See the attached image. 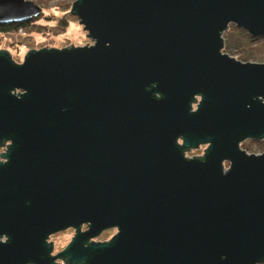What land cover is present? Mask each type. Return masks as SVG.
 I'll list each match as a JSON object with an SVG mask.
<instances>
[{"label":"water","instance_id":"95a60500","mask_svg":"<svg viewBox=\"0 0 264 264\" xmlns=\"http://www.w3.org/2000/svg\"><path fill=\"white\" fill-rule=\"evenodd\" d=\"M41 12L0 0V24ZM70 13L93 44L21 63L0 49V264L264 263V151L239 148L264 138V62L221 52L229 23L264 35V0H74Z\"/></svg>","mask_w":264,"mask_h":264},{"label":"rangeland","instance_id":"374dc122","mask_svg":"<svg viewBox=\"0 0 264 264\" xmlns=\"http://www.w3.org/2000/svg\"><path fill=\"white\" fill-rule=\"evenodd\" d=\"M41 7L42 12L28 22L26 26L16 30H8L0 33V49L9 52L14 62L21 63L25 53L30 49L62 48L65 46H83L93 44L79 19L70 13L71 3L74 0H32ZM63 15L67 24L61 27L57 24L58 18ZM221 52L234 57L241 62H264V35L250 36L245 30L229 23L222 32ZM47 45V46H46ZM199 97L192 104L194 109ZM181 143V140H178ZM6 146V145H5ZM5 146L0 147V152H5ZM207 144L199 145L184 152V156L191 158L193 155L201 156ZM239 148L246 153L259 154L264 151V138L244 139L239 143ZM229 163L223 162L227 169ZM116 229L109 228L101 232L94 240L102 241L111 238ZM74 235V229H66L49 237L52 241V254L62 250ZM57 264H66L62 258L56 259ZM264 264V263H262Z\"/></svg>","mask_w":264,"mask_h":264},{"label":"flooded vegetation","instance_id":"af4514ba","mask_svg":"<svg viewBox=\"0 0 264 264\" xmlns=\"http://www.w3.org/2000/svg\"><path fill=\"white\" fill-rule=\"evenodd\" d=\"M33 20V18L31 19V20H29L28 22H31ZM3 26H6V25H3ZM8 144V142H6L5 143V145H7ZM4 145V146H5ZM6 147V146H5ZM69 228H71V229H74L73 227H67V228H65V229H63V230H61V231H64V230H66V229H69ZM87 229V224H81L80 225V230L81 231H84V230H86ZM113 229H116L115 227H113ZM107 230V229H106ZM61 231H57V232H54V233H52V234H50L47 238H46V242L47 243H50L51 244V247H52V243L51 242H49V237L51 236V235H53V234H55V233H58V232H61ZM103 231H105V230H103ZM102 231V232H103ZM116 232H117V229H116ZM101 233V232H100ZM74 234H75V229H74ZM97 237V236H96ZM95 238V237H94ZM94 238H92V239H90L89 241H91V240H93V241H96V240H94ZM6 239H7V237L5 236V235H1L0 236V241H2V242H4V241H6ZM110 239V238H109ZM109 239H107V240H102V241H108ZM98 241V240H97ZM56 253H58V252H56ZM55 253V254H56ZM51 254H52V250H51ZM54 255V254H53Z\"/></svg>","mask_w":264,"mask_h":264},{"label":"trees","instance_id":"16d2710c","mask_svg":"<svg viewBox=\"0 0 264 264\" xmlns=\"http://www.w3.org/2000/svg\"><path fill=\"white\" fill-rule=\"evenodd\" d=\"M28 22H24V23H12V24H0V33L1 32H6L8 30H16L18 28H22L24 26L27 25ZM6 25V26H3Z\"/></svg>","mask_w":264,"mask_h":264}]
</instances>
